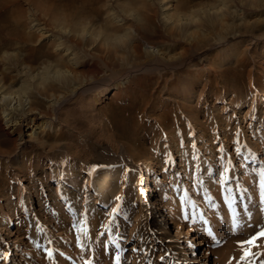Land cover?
Returning a JSON list of instances; mask_svg holds the SVG:
<instances>
[{"label":"rangeland","instance_id":"rangeland-1","mask_svg":"<svg viewBox=\"0 0 264 264\" xmlns=\"http://www.w3.org/2000/svg\"><path fill=\"white\" fill-rule=\"evenodd\" d=\"M0 4V264H149V161L156 222L175 211L168 232L196 233L206 264H264V237L240 243L264 229V0Z\"/></svg>","mask_w":264,"mask_h":264},{"label":"bare ground","instance_id":"bare-ground-1","mask_svg":"<svg viewBox=\"0 0 264 264\" xmlns=\"http://www.w3.org/2000/svg\"><path fill=\"white\" fill-rule=\"evenodd\" d=\"M165 8H167V7H165ZM45 27L47 28V26H45ZM43 35L44 36H50V33L44 32ZM25 37H26V35H25ZM28 37H30V36H28ZM63 47L65 48V53L68 54L70 51L72 52V49H70L69 46H64V45H62L61 42H59L56 46L57 49L63 48ZM111 89L112 88L110 87V84L105 85V86H103L97 90V95L99 97H104L107 94H109ZM262 99L264 100V98H262ZM35 118H36L35 120H37L40 118V116H36ZM5 120H6L5 121L6 122L5 127L9 131L15 130L14 126H13L14 124L11 122L12 119L7 118ZM262 133L264 134V131H262ZM17 135H18L19 143H24L25 141H30L32 139L31 132H28V131H20L17 133ZM152 169H153L152 161H149L140 169V173L138 175V185H137L138 187H137V189L140 192V200L145 207H144V211H141V213H140V216H142L143 218H142L141 222H139L137 224L139 225L138 226L139 234L143 235V234H146L148 232V230H149L148 229V227H149L148 223H150V221L152 223L153 222L156 223V227H157V230L159 232L158 237L156 234L154 236H151V237L149 236V237L153 240L159 239L158 243L156 242L157 244H155V245H156V247H160L161 249L159 250L157 256H153L154 257L153 261H150L151 255H149L147 257L146 252L151 253L153 249L145 244L144 245L145 249H143V252L140 256V260L141 259L144 260L147 258L146 260L152 262L151 264H164V261L167 262V260L169 261V262H167L169 264L172 260L173 261L175 260L174 261L175 264H206V262H208V259L211 255L210 253L207 252L202 256L194 255L196 253L197 246H199V245H197L198 243L196 241V239H197L196 233L192 234L189 232H182L181 230L178 229V227H179L178 225H177V229L172 230L171 233L168 232V230H170V228H171V222H174L173 220H171L170 216L176 215L175 217H177V213L175 211H172L168 208L170 210V212H169L170 216H165L162 219V221H163L162 223H160L159 221L158 222L155 221L157 214H160L162 209L159 206H156L153 208L150 205L152 203V199H151L152 198V191L154 189H156L158 186H160V180L158 178L153 179L152 182L149 180V175H150ZM115 176H116V173L112 169H104L98 173L96 179L94 180V185L97 187V194L99 195L98 200L104 201V199L107 198V190H108L107 189V183L109 181H111L112 178ZM140 180H142L141 183H140ZM147 219H150V221H148ZM196 232L201 233V230L196 229ZM155 241H152V242H155ZM131 248H133V247H131ZM132 253L133 252L127 253L128 256L126 257V259H128V260L130 258L132 259V257H130V256L135 257L134 253L133 254ZM18 261H19V256H18V252L16 250L13 251L12 256L5 258L6 263L13 264V263H16ZM150 262H149V264H150ZM26 264H29V263L26 262Z\"/></svg>","mask_w":264,"mask_h":264},{"label":"snow or ice","instance_id":"snow-or-ice-1","mask_svg":"<svg viewBox=\"0 0 264 264\" xmlns=\"http://www.w3.org/2000/svg\"><path fill=\"white\" fill-rule=\"evenodd\" d=\"M229 163H231V161H229ZM230 169L228 167H225L223 172L220 174L222 177L223 181H227L229 180V173ZM259 186L261 189V194L262 196H264V169H261L259 172ZM260 237H264V229H261L259 232H257L255 235L249 237V239L241 241V245H255V242L257 241L258 238ZM51 254V253H49ZM245 255H251L250 251L245 249ZM116 264H120V255L117 254L116 255Z\"/></svg>","mask_w":264,"mask_h":264}]
</instances>
